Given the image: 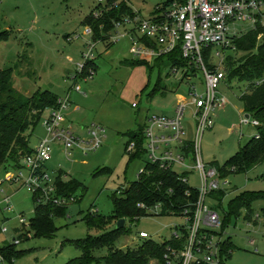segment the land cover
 Here are the masks:
<instances>
[{
  "label": "rangeland",
  "instance_id": "rangeland-1",
  "mask_svg": "<svg viewBox=\"0 0 264 264\" xmlns=\"http://www.w3.org/2000/svg\"><path fill=\"white\" fill-rule=\"evenodd\" d=\"M163 1L127 0L134 11L141 12L144 17H151L157 4ZM106 4V0H0V31L9 34L8 39L0 43V68L13 69L14 86L27 96L37 90H50L59 98L68 95L72 104L64 109V113L73 123L74 132L83 138H87L88 129L96 125L105 129L101 135L102 145L95 150L85 143L74 152L72 159L65 158L59 150L54 151L53 159L47 164L50 176L59 171L57 176L61 173L65 182L77 181L82 187L71 195L75 200L67 206L66 216L55 218V231L51 236H36L31 225L24 227L27 237L17 244L16 250L22 253L13 264H64L81 254L69 240L85 238L89 234L100 235L114 228L118 220L103 230H89L83 217L90 211L112 216L113 197H120L121 189L135 181L144 168L147 154L131 158L126 152L127 132L144 126L151 114L173 115L176 103L185 97L190 82L203 91L201 72L186 79L183 78L184 68L172 74L166 63L155 67V63L150 62L153 69L147 64L128 65L127 60L140 59L132 53L138 43L126 34L132 25L115 28L99 40L94 38V34L87 31L89 24L83 23L89 15L102 16L103 8L105 12L108 10ZM243 26L238 25L239 28ZM118 34L122 36L115 40L113 36ZM91 46L94 56L87 60L85 56ZM227 54L234 57L230 62H236L244 55L240 50H229ZM88 61L93 63L86 66ZM81 65L93 70V75L82 73L84 67L81 69ZM226 65L227 61L225 70ZM156 87L158 89L154 91ZM217 90L218 95L227 97L228 104L212 112L213 127L203 133L201 148L205 165L213 160L224 165L240 145L257 133L254 125L240 124L241 117L247 113L241 96L249 90V82L226 77ZM49 112L45 109L40 122L27 131L34 147L45 135L43 119ZM196 122L188 110L184 124L190 140L195 137ZM8 170L5 166L0 168V182L4 181L2 188L12 195L15 212L8 224L9 230L0 233V245L18 236L14 228L20 227L19 214H24L28 220L35 216L33 192L21 183L6 181ZM101 170L105 171L98 174ZM226 179L230 184L222 189L227 194L222 203L229 210L241 194L264 195V162L248 172L232 173ZM189 183L200 186L197 170L189 175ZM207 202L213 204L210 198ZM263 208L264 198L257 199L250 206L252 221L246 218L248 207L231 219L225 233L233 247L228 264H264ZM257 213L259 217H256ZM184 223V217L179 215H148L136 221L127 220L126 226L131 229L115 241L113 248H137L143 242L140 231H146L149 238L162 242L171 237L176 225L180 227ZM108 252V247H104L95 250L94 255L103 257ZM149 264L163 263L151 258Z\"/></svg>",
  "mask_w": 264,
  "mask_h": 264
},
{
  "label": "built area",
  "instance_id": "built-area-1",
  "mask_svg": "<svg viewBox=\"0 0 264 264\" xmlns=\"http://www.w3.org/2000/svg\"><path fill=\"white\" fill-rule=\"evenodd\" d=\"M159 12L151 17L137 14L126 17L117 22L115 28L122 25H132L126 32L136 41L132 53L138 58L153 59L170 52L178 46L188 67L184 68L183 78L191 79L203 74L201 83L203 91H199L196 83L190 82L184 98L176 103L173 115L151 114L144 125V142L141 147L143 154H147V161L161 168H172L182 181L189 185L186 194L191 196L193 191L198 193L197 199L188 202L180 210L185 223L176 225L177 229L171 237L183 240L180 248L165 255L168 264H228L226 257L222 256V243L225 233L222 232L223 217L207 202L211 194L222 190L230 184L226 177L221 176L218 168L210 162L205 165L202 159V136L207 128L213 127L211 114L217 108H224L228 104L225 95H218L217 88L222 80L226 79L227 72L224 63L229 50L237 51L234 41L251 30L264 28V0H186L184 4L174 3L166 9L158 7ZM243 24L242 28L238 25ZM133 30L140 34H133ZM91 32V28L87 29ZM264 32L258 35L260 39ZM122 35L113 36L118 40ZM148 42H152L150 45ZM205 50H209L208 59ZM93 46L86 54L87 60L92 59ZM84 66L81 65V69ZM195 69V71H194ZM180 68L172 67L171 73H178ZM264 76L252 82L260 85ZM57 107H49V114L43 119L45 135L40 138L32 152L25 154L20 160L18 168L7 171L5 180L10 183H21L33 194L38 195L39 201H53L58 205H69L74 197L59 196L56 193L55 180L58 172L51 177L47 164L53 159L54 151L59 150L67 159H72L74 152L85 143L91 149L102 145L101 135L105 132L103 127L96 125L88 129L87 138L74 132V125L64 113V109L72 104L69 96L58 98ZM136 107L137 104L133 103ZM196 119L195 137L190 140L186 136L184 118L187 111ZM248 115V116H247ZM241 125L260 124V121L246 113L241 117ZM82 129H85L82 127ZM130 153L138 151L137 143L133 140L128 146ZM141 169L139 172L142 173ZM199 172L200 186L189 183V175ZM138 174V176H139ZM4 181L0 182V233L9 230L8 224L13 220L15 212L12 204V195L2 188ZM120 192V191H119ZM122 193V192H121ZM148 215H163L165 206L163 202L153 205L138 203ZM170 213V214H169ZM165 215H175L172 211ZM260 215L257 213L256 217ZM144 217V216H143ZM142 218V217H141ZM127 220V219H126ZM20 227L14 228L18 236L12 241L16 245L25 237L24 227H30L31 219L24 214L18 215ZM127 223V222H126ZM141 238L149 239L146 231H140ZM7 241L0 245V264H11L2 253Z\"/></svg>",
  "mask_w": 264,
  "mask_h": 264
},
{
  "label": "trees",
  "instance_id": "trees-1",
  "mask_svg": "<svg viewBox=\"0 0 264 264\" xmlns=\"http://www.w3.org/2000/svg\"><path fill=\"white\" fill-rule=\"evenodd\" d=\"M106 2L105 7L108 10L105 12L103 8L101 11L102 16L96 18L89 15L83 23L85 25L89 24L88 26L91 28L94 38L98 40L104 37V34L114 30L117 22L123 21L126 17H134L138 13L141 14L139 11H134L127 0H106ZM185 2L186 0H164L162 3L157 4L152 14L159 12L158 7L166 9L174 3L184 4ZM100 8H102L101 4L98 6V9ZM261 31L264 32V28H259V30L255 31L251 30L236 39L234 43L244 55L236 62H230L234 58L231 55H228L226 59V77L228 79L237 77L249 82V90L241 97L245 111L258 119L260 124L256 126V135L245 144L240 145L238 151L224 165H221L217 160L212 161V164L218 168L223 177L235 172H248L264 162V81L260 85L252 84L254 80L264 76V34L260 39L258 38ZM8 36L7 31H0V43L6 41ZM148 43L153 45L152 42ZM208 54L209 50H205L206 59H208ZM150 62H154L155 67H159L163 63L168 64L170 68L188 67L187 60L183 57L180 46L173 52L153 59L127 60L130 66L136 67L147 64L153 69L154 66ZM92 63L93 61H88L86 66ZM86 66L82 73L92 76L93 70L85 69ZM156 89L158 88L156 87L154 91ZM58 98L50 90H37L31 96L23 94L14 86L13 69L0 68V168L2 166H5L7 170L9 168H18L21 158L25 154L32 152L33 147L27 131L40 122L45 109L59 105ZM143 131L144 126L140 125L137 131H129L126 134L128 136L126 152L131 158L141 157L143 154L141 149L144 142ZM133 140L136 141L138 147L136 153H130L127 148ZM104 171L101 170L98 174ZM129 184L131 186L128 192H126L127 184L121 189L120 197H113L114 210L112 216L105 217L99 215L98 211H90L83 217L89 230H103L106 225L121 218L131 221L140 219L145 216L146 211L144 208L139 207L138 203H145L150 206L157 202H163L166 210L163 215L169 211H172L175 215H180V210L188 202L195 201L198 196L196 190L193 191L191 196L186 194L189 185L184 183L180 178V174L172 168H161L150 162L145 163L143 172L139 174L135 181L129 182ZM55 186L57 195L67 198L71 197L78 188L82 187L81 183L77 181L65 182L61 173L56 177ZM226 195L224 190H217L211 194L214 208L223 217L221 229L223 233L226 232L233 216L238 217L245 207L249 208L246 218L252 221L251 203L257 199L264 198V195L244 193L231 203L229 210H226L222 203L223 197ZM33 196L35 216L31 219V228L34 229L36 236H51L55 231V218L66 216L68 205H58L53 201H39L41 196L39 197L36 194H33ZM129 228L127 226L121 229L114 227L100 235L89 234L85 238L69 240L81 251V254L64 264H149L151 258H157L163 264H168L165 255L169 254L173 248H180L184 240V238L180 241V239L172 237L162 242H157L151 238H143V242L135 249L113 248L115 241L122 235L127 234L131 229ZM104 247L109 249L106 256L98 257L94 255L95 250ZM16 248L17 245L14 242L6 243L4 248H2L3 255L11 264L22 253V251H17ZM232 252L233 247L230 237L225 238L222 243V256H225L226 260H228Z\"/></svg>",
  "mask_w": 264,
  "mask_h": 264
},
{
  "label": "water",
  "instance_id": "water-1",
  "mask_svg": "<svg viewBox=\"0 0 264 264\" xmlns=\"http://www.w3.org/2000/svg\"><path fill=\"white\" fill-rule=\"evenodd\" d=\"M248 116V115H247ZM130 184L127 185L126 187V192H128L129 188H130ZM126 218H121L119 219L117 222H116V225H115V228L116 229H121V228H124L126 226Z\"/></svg>",
  "mask_w": 264,
  "mask_h": 264
},
{
  "label": "crops",
  "instance_id": "crops-1",
  "mask_svg": "<svg viewBox=\"0 0 264 264\" xmlns=\"http://www.w3.org/2000/svg\"><path fill=\"white\" fill-rule=\"evenodd\" d=\"M32 146V145H31ZM33 147V146H32ZM57 152V151H56Z\"/></svg>",
  "mask_w": 264,
  "mask_h": 264
}]
</instances>
